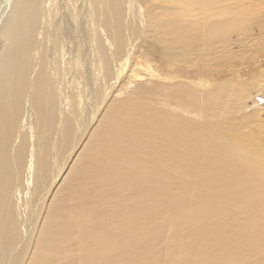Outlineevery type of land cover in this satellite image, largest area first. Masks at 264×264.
I'll return each instance as SVG.
<instances>
[{
  "label": "bare ground",
  "instance_id": "6f19581e",
  "mask_svg": "<svg viewBox=\"0 0 264 264\" xmlns=\"http://www.w3.org/2000/svg\"><path fill=\"white\" fill-rule=\"evenodd\" d=\"M151 1L161 5L145 7L143 28L177 66L204 44L203 36L180 21L184 0ZM135 2L126 1L136 15ZM125 9V0H0V264H24L31 240L21 237L22 195L31 188L24 205L30 228L46 207L66 154L104 102L101 89L113 76L111 63L127 58ZM105 42L114 47L109 55ZM228 86L207 90L205 99L178 82L163 97L165 84L113 99L75 160L69 185L62 184L64 191L45 209L29 264H73L77 257L84 259L79 264H107L109 252L117 264H162L144 258L143 243H153L164 224L166 263L171 257L178 260L174 264H264V131L227 119L221 102L235 99L227 96ZM157 99L175 111L157 109ZM188 114L206 121L197 124ZM201 132L209 142L198 146ZM201 149L207 154L197 156ZM193 158V166L203 168L196 173V205L187 208L171 190ZM151 186L157 198L148 196ZM129 189L127 198L123 192ZM178 210L193 225L190 242L201 256L182 243L186 233L175 239L184 227ZM117 217L123 220L119 226ZM232 229L239 232L237 242Z\"/></svg>",
  "mask_w": 264,
  "mask_h": 264
},
{
  "label": "rangeland",
  "instance_id": "374dc122",
  "mask_svg": "<svg viewBox=\"0 0 264 264\" xmlns=\"http://www.w3.org/2000/svg\"><path fill=\"white\" fill-rule=\"evenodd\" d=\"M122 1L124 2V0ZM126 1L127 0H125V25L128 26V30L125 32V39L127 41H125L126 43L123 49L127 58L122 56L119 59L120 61L111 63L110 69L112 68L111 74H113V76L111 75V81L103 85L101 89L105 95L104 102L100 105L92 122H90L89 125L87 124L84 130H82V133H80L79 137L82 136L78 138L75 148L71 150L74 152L69 151L72 155L69 152L66 154L65 166H63L59 176L55 179L44 201L43 207L46 205L45 209L50 207L54 202L53 200H55L54 197L61 193V190L64 191L65 185L61 188L62 184L69 185L71 173L73 172L72 168L77 164L76 161L80 156L79 154L82 153L84 146L87 145L86 143L89 137L97 128L110 102L113 101V99H115V101L121 100L129 93L138 92L140 88V90H150L152 88L159 89L165 84L167 89L160 91V95L163 97L164 93H169V91L174 90L173 88H168V86H172L178 82L185 84L193 91H196L201 98L205 99V92L207 90L228 83L229 90L227 89V96H234L235 99L228 100L229 103L225 101L223 103L221 102L225 109L228 108L226 109L227 119L232 123L240 125L242 129H254L255 132L264 131V0H208V2L202 1V4H200L199 1H182L183 4L179 10L183 12V15L180 21L186 24V27L194 32V35L196 33L202 35L204 44H197L193 51L184 59H181L177 66L167 61L163 53V45L158 42L159 40H157V37L153 36L154 34L147 36L146 30L143 28L144 23L141 17L146 12L145 7L152 6L153 4L161 5L160 2L157 3L150 0L148 3V0H146L141 3L137 0L134 5H136L135 7L138 13L140 11L139 17L138 13L135 15L127 11ZM205 2H207V4H205ZM241 21L242 23L240 24ZM183 24L179 25L181 27L179 29L184 27ZM194 28H196L197 31H194ZM110 46L111 45L105 42L108 55L112 53L114 49V47ZM1 47L2 44L0 41V51ZM166 51L168 52V49H166ZM124 59L127 61L126 65L122 68L120 74H118L116 71L120 68L122 61H125ZM236 96H238V98ZM144 99L147 98L145 97ZM158 101L159 99L155 101L156 105L154 104L157 109L162 108L175 111L173 106H163L160 105ZM185 115L187 116V114L183 116ZM188 116L197 124L202 125L206 121L196 114H188ZM207 129L211 130V126L207 125ZM20 132L22 131L20 130ZM200 134L201 142H199L198 146H202L209 142L207 134L204 132ZM127 142L129 143V140H127ZM263 145L261 146L264 150ZM201 152L203 155L207 154L205 149H201L196 152V155L199 156ZM208 152L215 154L213 151ZM190 158L189 156V159ZM189 161L191 162L190 164H187V161L184 164H187V166L189 165L190 169H187L190 171H184L186 173L182 175L183 178L180 179L178 181L179 183L177 182L171 190V193L179 195L181 201L187 204V208L196 205L199 189L198 185L200 186V184L197 185L199 182L196 181L198 180L197 169L201 170L203 168V166H199L198 164L193 166V164L196 163L194 158ZM207 161L209 162V159H207ZM172 177L175 178L173 174ZM151 187H153V189H149L148 196L157 198V194H155L154 190L156 188H154V186ZM129 191H131V189H129L128 192H123V195L129 197ZM27 192L28 194L23 193L22 195L20 203L21 209L18 211L19 219L22 218L23 222L21 223L22 225L24 224L20 229L21 237L22 239L31 240V243H29L31 248L29 247V252L26 253L24 264H29L30 257L28 256H32L31 253L34 251L33 247L40 233L41 226L43 225V219L47 213V210L43 207L41 211L40 208L37 221L30 228L27 227L24 219L27 213L25 209H27V207L24 205L26 200L30 198L31 188H29ZM168 202L169 200L166 201L167 204ZM160 203L163 204L162 200H160ZM179 205L181 206L182 204ZM162 208L165 209L166 207L163 205ZM178 211H180L181 217L184 219V223L181 224L184 225V227L177 233L175 239H178L181 235L186 233V238H182V243H188L195 254L201 256L199 246L190 242V237H194L195 232L193 225L188 223L187 217L181 210ZM158 218H160V216H158ZM118 221L123 220L117 217V225L119 226L120 223H118ZM155 223L160 225L161 220H156ZM23 227L27 230L22 231ZM158 229L161 234L158 238L156 237L157 239H155L153 243L145 244L146 240L143 243L147 248L144 258L150 260L151 263L159 261L162 264H174V260H177V258L169 257L170 262L167 263L165 258L168 248L167 245L170 243L167 240L169 235L168 226H165V224L160 225ZM190 231H193V233H189ZM238 234L239 232H235L233 229L229 233L230 237L235 239L236 242V237H239ZM72 245L73 243L69 246ZM77 254L78 251H74L71 256L76 259L75 256H77ZM89 254H92L91 251ZM114 256L116 255H114L113 252H109L104 263L117 264ZM79 258L80 257H77L73 264H79L84 260L83 258ZM95 263L96 262H94V264ZM146 263L149 264L148 262Z\"/></svg>",
  "mask_w": 264,
  "mask_h": 264
}]
</instances>
